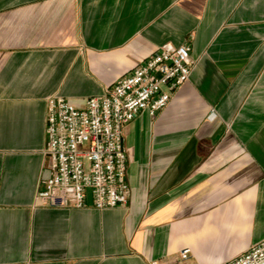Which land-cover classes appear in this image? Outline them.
I'll return each instance as SVG.
<instances>
[{"label":"crops","instance_id":"obj_1","mask_svg":"<svg viewBox=\"0 0 264 264\" xmlns=\"http://www.w3.org/2000/svg\"><path fill=\"white\" fill-rule=\"evenodd\" d=\"M190 79L124 129L131 195L37 204L52 97L84 108L158 48ZM264 239V0H0V264H224Z\"/></svg>","mask_w":264,"mask_h":264},{"label":"built area","instance_id":"obj_2","mask_svg":"<svg viewBox=\"0 0 264 264\" xmlns=\"http://www.w3.org/2000/svg\"><path fill=\"white\" fill-rule=\"evenodd\" d=\"M189 44L161 45L127 75L79 108L64 97L48 101L46 171L36 202L43 207L97 209L126 205L131 195L124 129L138 115L155 117L192 74ZM151 264H199L188 248ZM224 264H264V239Z\"/></svg>","mask_w":264,"mask_h":264}]
</instances>
